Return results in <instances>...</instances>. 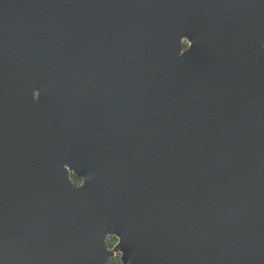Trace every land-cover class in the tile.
<instances>
[{
  "label": "water",
  "instance_id": "obj_1",
  "mask_svg": "<svg viewBox=\"0 0 264 264\" xmlns=\"http://www.w3.org/2000/svg\"><path fill=\"white\" fill-rule=\"evenodd\" d=\"M118 254L264 264V0H0V264Z\"/></svg>",
  "mask_w": 264,
  "mask_h": 264
},
{
  "label": "trees",
  "instance_id": "obj_2",
  "mask_svg": "<svg viewBox=\"0 0 264 264\" xmlns=\"http://www.w3.org/2000/svg\"><path fill=\"white\" fill-rule=\"evenodd\" d=\"M184 47L186 48L187 47V43H184ZM72 179H73V181H74V183H79L81 180H80V178L79 177H77V176H74V175H72ZM117 257H114V258H112L110 261H109V263L108 264H121V262H120V260L118 259Z\"/></svg>",
  "mask_w": 264,
  "mask_h": 264
},
{
  "label": "rangeland",
  "instance_id": "obj_3",
  "mask_svg": "<svg viewBox=\"0 0 264 264\" xmlns=\"http://www.w3.org/2000/svg\"><path fill=\"white\" fill-rule=\"evenodd\" d=\"M80 182H81V181H80ZM80 182H79V183H80ZM79 183H78V184H79ZM107 242H108L109 247L111 248L114 244H116L117 239H116L115 237H109V238L107 239ZM116 257L119 259L120 255L118 254ZM118 259H117V260H118Z\"/></svg>",
  "mask_w": 264,
  "mask_h": 264
},
{
  "label": "clouds",
  "instance_id": "obj_4",
  "mask_svg": "<svg viewBox=\"0 0 264 264\" xmlns=\"http://www.w3.org/2000/svg\"><path fill=\"white\" fill-rule=\"evenodd\" d=\"M81 183H82V181H81Z\"/></svg>",
  "mask_w": 264,
  "mask_h": 264
},
{
  "label": "flooded vegetation",
  "instance_id": "obj_5",
  "mask_svg": "<svg viewBox=\"0 0 264 264\" xmlns=\"http://www.w3.org/2000/svg\"><path fill=\"white\" fill-rule=\"evenodd\" d=\"M113 247V246H112Z\"/></svg>",
  "mask_w": 264,
  "mask_h": 264
}]
</instances>
